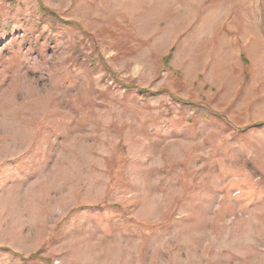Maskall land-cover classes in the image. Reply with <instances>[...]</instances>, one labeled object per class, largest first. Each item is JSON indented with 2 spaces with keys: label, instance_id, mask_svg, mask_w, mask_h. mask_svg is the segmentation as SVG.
<instances>
[{
  "label": "rangeland",
  "instance_id": "1",
  "mask_svg": "<svg viewBox=\"0 0 264 264\" xmlns=\"http://www.w3.org/2000/svg\"><path fill=\"white\" fill-rule=\"evenodd\" d=\"M0 264H264V0H0Z\"/></svg>",
  "mask_w": 264,
  "mask_h": 264
}]
</instances>
